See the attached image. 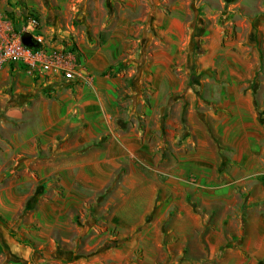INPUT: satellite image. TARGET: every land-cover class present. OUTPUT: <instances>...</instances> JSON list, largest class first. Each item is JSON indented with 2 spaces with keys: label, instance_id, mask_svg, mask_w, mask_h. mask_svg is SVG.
I'll return each instance as SVG.
<instances>
[{
  "label": "crops",
  "instance_id": "crops-1",
  "mask_svg": "<svg viewBox=\"0 0 264 264\" xmlns=\"http://www.w3.org/2000/svg\"><path fill=\"white\" fill-rule=\"evenodd\" d=\"M13 1L0 15L17 27ZM145 3L126 0L100 44L104 24L65 42L30 11L93 85L0 68V264H264L256 51L217 27L194 38L181 7L146 20Z\"/></svg>",
  "mask_w": 264,
  "mask_h": 264
},
{
  "label": "rangeland",
  "instance_id": "rangeland-1",
  "mask_svg": "<svg viewBox=\"0 0 264 264\" xmlns=\"http://www.w3.org/2000/svg\"><path fill=\"white\" fill-rule=\"evenodd\" d=\"M41 3L40 8L44 11L39 12L31 7L26 0H14V5L20 9L19 21H25L30 11H37L42 27L45 30H54L57 34L63 36L65 42H70L71 37L74 38L75 30L84 21L93 22L94 26H102L96 34L98 43L106 40L108 33V23L112 18L113 12L123 7L126 0H35ZM142 1V0H141ZM145 1L146 20L149 16H155L156 9L166 12L172 8H184L188 11L190 22L199 21V27L193 28L194 38L204 37L208 33V29L220 28L223 37L236 39L241 37L242 45L251 46L256 51V79L259 83L264 81V0H143ZM86 4V5H85ZM77 7V8H76ZM34 9V10H32ZM84 12V13H83ZM80 16V17H79ZM45 19V22L44 20ZM200 19V20H199ZM145 20V21H146ZM201 32V33H199ZM196 43L199 41H195ZM200 43V42H199ZM127 77L128 80L132 79ZM211 77H215V73L210 72ZM209 74V73H208ZM199 77L196 84H199ZM208 77H205V79ZM134 80L131 81V87L134 86ZM99 143V142H97ZM218 143V142H217ZM96 144V143H94ZM58 148L50 145L47 152L41 151L38 155H45L47 158L58 156L56 152ZM82 149V148H81ZM81 149H78L79 151ZM76 151V150H75ZM69 152H62L67 154ZM72 153V152H70ZM194 176H188L187 182L195 183ZM108 190H105L107 193ZM105 193H100L104 196ZM27 205V204H26ZM93 204H90L88 211L93 210ZM26 209V206L24 207ZM83 220V219H82ZM85 220V219H84ZM84 222L82 227L84 228ZM225 247V246H224Z\"/></svg>",
  "mask_w": 264,
  "mask_h": 264
},
{
  "label": "built area",
  "instance_id": "built-area-1",
  "mask_svg": "<svg viewBox=\"0 0 264 264\" xmlns=\"http://www.w3.org/2000/svg\"><path fill=\"white\" fill-rule=\"evenodd\" d=\"M25 33L30 35L33 45L22 41ZM7 63L22 66L32 77H58L64 81L79 79L87 86L93 85L92 76L81 74L80 63L71 48L46 40L34 13L28 14L17 27L6 15H0V68Z\"/></svg>",
  "mask_w": 264,
  "mask_h": 264
},
{
  "label": "water",
  "instance_id": "water-1",
  "mask_svg": "<svg viewBox=\"0 0 264 264\" xmlns=\"http://www.w3.org/2000/svg\"><path fill=\"white\" fill-rule=\"evenodd\" d=\"M22 41L25 43V44H29V45H33L31 39H30V35L25 33L22 35Z\"/></svg>",
  "mask_w": 264,
  "mask_h": 264
},
{
  "label": "trees",
  "instance_id": "trees-1",
  "mask_svg": "<svg viewBox=\"0 0 264 264\" xmlns=\"http://www.w3.org/2000/svg\"><path fill=\"white\" fill-rule=\"evenodd\" d=\"M33 12H30L29 14H32ZM199 33H201V32H199ZM197 52H199L198 50H197ZM32 159V158H31ZM26 208H27V205H26ZM21 243H24L26 246H28L29 244L28 243H26V242H24V241H21V240H19ZM225 246L227 245V243L226 244H224Z\"/></svg>",
  "mask_w": 264,
  "mask_h": 264
}]
</instances>
